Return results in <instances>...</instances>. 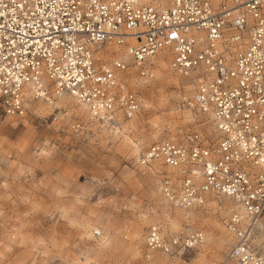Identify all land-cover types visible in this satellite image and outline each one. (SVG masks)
<instances>
[{"label":"built area","instance_id":"2783aa9c","mask_svg":"<svg viewBox=\"0 0 264 264\" xmlns=\"http://www.w3.org/2000/svg\"><path fill=\"white\" fill-rule=\"evenodd\" d=\"M111 43L126 48L143 79L167 53L193 82L182 105L212 125L210 133L152 142L137 164L159 174L162 196L187 213L208 195L238 205L243 213L232 208L224 221L233 237L229 258L264 264L253 244L264 229V0H0V109L21 117L34 101L68 95L95 111L93 120L132 118L143 100L128 87L127 62L108 66L97 57ZM82 127L76 120L75 130ZM157 162L167 169L158 171ZM204 237L168 236L152 224L147 256L177 254Z\"/></svg>","mask_w":264,"mask_h":264},{"label":"rangeland","instance_id":"374dc122","mask_svg":"<svg viewBox=\"0 0 264 264\" xmlns=\"http://www.w3.org/2000/svg\"><path fill=\"white\" fill-rule=\"evenodd\" d=\"M143 1L166 6L171 0ZM114 45L103 46L99 58L108 66L116 57L127 62L128 87L143 100L132 118L118 114L110 124L85 118L74 98L68 105L34 101L15 118L0 109V264H233V237L221 231L230 199L208 195L187 213L162 196L160 175L136 162L154 141H181L196 129L212 132L208 120L182 105L193 94V82L163 56L152 60L151 79L140 78L126 49L109 54ZM165 61L170 80L179 82L161 79L159 64ZM78 119L83 127L75 130ZM178 214L182 219L174 226ZM213 220L219 222L221 249L209 228ZM152 224L168 236L202 232L205 239L177 254L148 257ZM253 244L264 255V229Z\"/></svg>","mask_w":264,"mask_h":264},{"label":"bare ground","instance_id":"6f19581e","mask_svg":"<svg viewBox=\"0 0 264 264\" xmlns=\"http://www.w3.org/2000/svg\"><path fill=\"white\" fill-rule=\"evenodd\" d=\"M142 2H145V1H143L142 0ZM147 3H150V2H147ZM150 4H153V3H150ZM153 5H155V4H153ZM157 6V5H156ZM111 44H114V43H111ZM116 45V47L111 51V53H109V54H112V56H114V52H116L118 49L120 50V48H124V46H120V45H117V44H115ZM114 45V46H115ZM102 48V47H101ZM101 48H100V50L98 51V54H97V57H98V59L100 60V58H99V53L101 52H103L104 50H101ZM124 49H126V48H124ZM106 51H108V49H106ZM101 53H100V55H101ZM125 53H127L126 55H129L130 56V54L128 53V51L126 50V52ZM103 54H105V53H103ZM108 54V55H109ZM125 55V54H124ZM122 56H123V54H122ZM159 56H163L164 58H167L169 61H170V65H171V58H170V56L167 54V53H160L159 54ZM131 57V56H130ZM104 58V57H103ZM116 58H118V57H116ZM115 58V59H116ZM120 59V58H119ZM102 61V60H101ZM163 61V60H162ZM102 62H104V59H103V61ZM133 65V64H132ZM172 67V66H171ZM173 69V68H172ZM159 70H160V76H161V79L162 80H166V81H174V82H176V81H178V78L179 77H174L173 79H171L170 80V78H171V72H170V70H168V65H167V62L165 61V62H161L160 64H159ZM174 70V69H173ZM175 71V70H174ZM177 72V71H176ZM179 73V72H178ZM181 74V73H180ZM183 75V74H182ZM122 76H124V75H122ZM151 79V78H150ZM126 82H128V80H126ZM179 82V81H178ZM189 88H190V86H189ZM70 102H72V97L71 96H68V95H64V96H61V97H59V98H57V99H51L50 101H49V104H53V103H56V104H64V105H68V104H70ZM72 105V104H71ZM72 108V107H71ZM76 111V110H75ZM79 112H80V114H82L83 116H85V118H90V119H94L95 118V111H92V110H90L89 109V107L88 106H86V105H83V104H81L80 105V109L78 110ZM119 114V113H118ZM117 113H115L114 114V117H113V119H111V121H108V120H104V121H102V120H100L102 123H105V124H110L111 122H117V115H118ZM124 116V115H123ZM8 117H12V118H15V116H8ZM125 117V116H124ZM126 118V117H125ZM97 119V118H96ZM96 121H98V120H96ZM158 164H160L159 162H157V163H155V167H157L158 166ZM229 202V204H230V207H231V209L233 208V209H237L238 211H240L241 213H243V210L242 209H240L239 208V206L238 205H235L232 201H228ZM212 203L213 204H218V201L217 200H213L212 201ZM232 209V210H233ZM174 212H177V211H174ZM182 214H178V215H176V218H174L173 220V222H174V226H179L178 225V222L180 221V219H182V216H181ZM184 216H185V213H184ZM185 218H186V216H185ZM203 219V218H202ZM206 220V219H205ZM211 223H210V229H211V231L213 232H211L212 233V235L213 236H216V239H218L219 241H218V243L216 244L217 246H218V248L219 249H221L222 247H223V242H222V233H220V232H218V231H220V227L218 228V221L217 220H213V221H210ZM208 223V222H207ZM206 222L205 223H203V225H206L207 224ZM221 223V222H220ZM217 225V227H215ZM221 226V225H220ZM225 227V228H224ZM223 228H222V232H224L225 233V235H227L226 233H229V231L227 230V228H226V226H224ZM227 231V232H226ZM230 234V233H229ZM204 236H205V234H204ZM229 236V235H228ZM229 238H230V236H229ZM204 239H205V237H204ZM227 239V238H226ZM138 242V241H137ZM216 243V242H215ZM208 244V243H207ZM206 244V245H207ZM101 245V244H100ZM162 252V251H161ZM167 254V253H166ZM89 262V261H88ZM164 263V262H163Z\"/></svg>","mask_w":264,"mask_h":264},{"label":"snow or ice","instance_id":"6c2138e0","mask_svg":"<svg viewBox=\"0 0 264 264\" xmlns=\"http://www.w3.org/2000/svg\"><path fill=\"white\" fill-rule=\"evenodd\" d=\"M175 35V34H174Z\"/></svg>","mask_w":264,"mask_h":264}]
</instances>
